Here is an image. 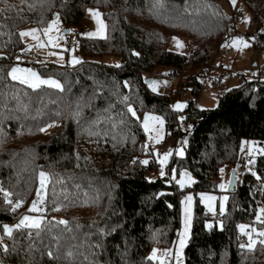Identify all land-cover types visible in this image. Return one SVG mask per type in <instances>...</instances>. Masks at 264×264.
I'll use <instances>...</instances> for the list:
<instances>
[{
	"label": "trees",
	"instance_id": "trees-1",
	"mask_svg": "<svg viewBox=\"0 0 264 264\" xmlns=\"http://www.w3.org/2000/svg\"><path fill=\"white\" fill-rule=\"evenodd\" d=\"M240 2L249 15L244 29L242 18L234 23ZM89 5L103 9L108 33L87 34L88 43L73 44L79 63L58 64L41 55L29 64L23 58L24 27H43L60 15L81 34ZM0 9V263L158 264L150 251L173 245L183 192L216 190L220 167L235 166L237 183L227 189L225 210L217 212L223 218L208 217L196 199L184 264H264V236L258 235L264 232V153L239 169L242 139L264 142V65L258 77L244 74L220 92L217 105L197 104L234 34L264 43V0H237L231 10L220 0H0ZM175 34L189 36L193 49L170 48ZM86 53H116L121 60ZM17 62L58 78L62 90L13 80L10 70ZM160 66L169 75L177 71L175 94H195L183 116L169 93L147 81ZM148 109L165 116L163 144L186 141L184 154L172 152L165 166L155 157L153 141L147 143L142 115ZM53 124L59 127L51 130ZM182 168L194 175L184 187L177 176ZM42 170L48 173L43 190ZM153 171L166 174L151 176ZM4 192L12 194L11 205ZM41 197L49 216L39 228L17 229ZM242 223L256 241L251 250L238 237ZM5 226L13 229L11 236Z\"/></svg>",
	"mask_w": 264,
	"mask_h": 264
},
{
	"label": "rangeland",
	"instance_id": "rangeland-1",
	"mask_svg": "<svg viewBox=\"0 0 264 264\" xmlns=\"http://www.w3.org/2000/svg\"><path fill=\"white\" fill-rule=\"evenodd\" d=\"M220 1L227 10H231V6L233 5L232 0H220ZM238 7H242L243 9V14H242L243 22L241 23L239 28L244 29V27L247 24L249 15L243 2H240ZM90 9L93 11H99L101 13L100 19L106 25V28L104 29L101 35H96L91 37L106 36L108 33L107 19L105 17L103 9L97 5L87 6L85 12V18L83 21L84 27L82 28H85L88 35L89 33H95L98 31L99 25L97 24V21L93 17L92 13L89 11ZM57 16L59 17V21L57 23L58 31L54 29L52 32H50L49 35L52 37H56V36L62 37L65 33L66 24L64 23L60 15ZM57 16H54L43 27L39 25H28L24 27L23 32L32 29L40 30V32L38 33L40 37L39 41L34 40L31 36L24 37L25 46L40 44L39 53L40 55H42L43 59H47L49 61L58 64L73 62L74 59H77L79 53V50L76 49L74 45H72L70 49L67 50L65 45L62 44V39H60L58 41L59 46L53 47L52 45L47 44L49 36L43 34V29L48 28L52 24V22L57 19ZM238 39L246 42L248 46L245 47L244 44L234 43ZM41 42H44L45 46L42 47ZM178 42L182 43L183 47H178ZM257 45L252 41V35L249 37L247 36L244 37L241 34H234L232 36V39L229 45L227 46L230 49V52L224 53L221 56L222 61L220 62V65L217 67H213L210 74L211 76L205 78L204 87L197 96V104L200 107L208 108L217 105L219 93L224 91L225 89H228L229 87H232L233 85L238 84L244 74L247 77H258L261 74V68L264 65V51L259 52ZM169 47L178 51L190 52L194 47V43L189 36L175 34L173 35V37L169 42ZM85 56L93 59H99L113 63H119L121 60L120 55L116 53H86ZM61 57H63V59H61ZM13 68H20L24 70L30 69L31 71L37 73L41 79L55 80L58 81L60 84H62L58 78L54 76H44L33 67H28L27 65H25L24 62H17L11 68L10 74ZM229 71L232 73L231 76L227 75ZM18 75L20 74L18 73ZM151 76H153V82H152L153 89L160 91L162 93H169L171 95V101L174 102L176 105L178 104L183 105L182 108L186 106L190 97L192 95H195L194 92H192L190 89H182L179 95L175 94V88L177 86L178 78L177 76L175 77L170 76L166 72V68L164 67L161 66L158 67L156 72H154ZM148 117H158L160 120L163 121V123L160 124L156 120H149L148 121L149 126L153 130L150 132L145 131L147 138L153 140V146L155 152L154 154L159 162L165 154L172 153L174 151L177 154H180L181 149L183 150V153L185 152L186 141H184V139H182L180 141L181 143L179 142V144L176 143L177 141L175 139L168 140L166 144H163L166 134L165 116L163 113L151 109L145 111L144 114L142 115L143 128H144V122ZM49 127L51 130H56L59 127V125L53 124L50 125ZM157 130L159 131V135H160L159 143H157L155 139L157 135ZM175 147L176 150H174ZM260 149H264V142L255 138L242 139L241 149H240L242 154L248 153L251 157L254 158L256 157L257 154L264 153L261 152ZM163 166H165V164ZM231 170H229V168L226 166L220 167V171H219L220 178L216 190L195 191L193 188H190L189 190L183 192L181 197V216H180L181 225L180 228L178 229V234L173 245L170 247L155 245L152 247L150 251L151 256L153 255L154 252L156 253V257H157L156 260L158 264H184V259H183L184 247L188 242L191 233L192 219L196 205V199L199 197L200 201L205 205V208L208 210V212H212V213L223 212L226 208V202H227V199L225 200L224 198L225 197L228 198L227 189L229 188L230 185ZM41 172L48 175L47 171L42 170ZM162 172L163 175L166 174L165 171H161V172L153 171L150 175L152 176L154 174L155 175L160 174L161 176H163L161 174ZM185 172L189 174V177L192 182V180L194 179V175L187 168H182L181 172L178 175L176 173V170L173 169L171 175H175V176L177 175L178 181L185 180L184 177ZM191 182L190 183L186 182L184 186L190 185ZM221 184L225 185L223 189L220 187ZM189 196L192 197V200L189 205V219L186 226L185 208H186V198ZM204 196L215 197V199L209 202L202 199V197ZM209 203L211 204V209L209 208ZM24 216H29L30 218L38 219L40 221L42 219V214L40 212H31ZM21 220L22 218L17 222V225L20 223ZM241 226H244V232H245L247 230L246 229L247 224L246 223L240 224L239 226L240 232H242ZM182 240L184 241L183 248H181L180 246ZM177 256H179V259H177ZM171 258L174 259L173 263H169ZM0 264H4V263H0Z\"/></svg>",
	"mask_w": 264,
	"mask_h": 264
},
{
	"label": "snow or ice",
	"instance_id": "snow-or-ice-1",
	"mask_svg": "<svg viewBox=\"0 0 264 264\" xmlns=\"http://www.w3.org/2000/svg\"><path fill=\"white\" fill-rule=\"evenodd\" d=\"M232 3L235 6L236 0H232ZM0 11H3V10L0 9ZM89 11L92 13L93 17L97 21V24L99 25L98 31L95 32V33H89V35L90 36L101 35L103 33L104 29L106 28V25L100 19L101 13L99 11H93L91 9ZM58 21H59V17L57 16V19L55 21H53L52 24L48 28L43 29V34L46 35V36H49L47 44L52 45L53 47H58L59 46L58 41L60 39H62V37H59V36L52 37V36L49 35V33L52 32L54 29L58 31V28H57ZM39 32H40L39 29H32V30H29V31L21 32L20 35L22 37L31 36L34 40H38L39 41V39H40V37L38 35ZM234 43L244 44L245 47L248 46L246 42H244L242 40H239V39L237 41H235ZM41 46L42 47L45 46L44 42H41ZM178 47H183L182 43L178 42ZM61 59H63V57H61ZM79 62H80L79 60H76V59L73 60V63H79ZM18 73L20 75H18ZM11 76H12L13 80H20L21 83L29 84V86L32 87V88H38L40 85L46 84V85H49V86H51L53 88H57V89H61L62 90V85L58 81L50 80V79L49 80L41 79L37 73L31 71L30 69L29 70H24V69H20V68H13L12 72H11ZM182 107H183V105H179V104L177 105L178 109H180ZM129 111H131L132 114L135 115V111L133 109L130 108ZM149 120H156L160 124L163 123V121L160 120L158 117H148L145 120V122H144V129H145L146 132H150V131L153 130L149 126V123H148ZM44 130L45 129H41V131H44ZM150 138H152V137H150ZM155 139H156L157 143L160 142V135H159V131L158 130H157V135H156ZM260 151L264 152V149H260ZM183 154H184L183 150L181 149L180 150V155L182 156ZM170 155H171V153L165 154L163 156V158L160 160V163L162 165L166 164ZM144 163H148V162L144 161ZM161 174L163 175V172ZM184 177H185V180L178 181V183L182 187L185 185L186 182H188V183L191 182V179H190L189 174L187 172L184 173ZM173 178H175V177H173ZM47 179H48L47 175L45 173L41 172L40 173L41 190L44 189L45 184L47 182ZM220 187L223 189L225 187V185L221 184ZM3 191L4 190L2 188H0V192H3ZM11 195L12 194L10 192H4V196H5V198L7 199V202L10 205L13 203L12 200L9 199V197H11ZM39 195H40V193H38V196ZM202 199L210 202V201L214 200L215 197L204 196V197H202ZM224 199L226 200L227 197H225ZM191 200H192L191 196L186 198V208H185V214H186L185 215V223H186V226H187L188 219H189V205L191 203ZM42 202H43V198L41 197L40 200H38V201H36V202H34L32 204L30 211L31 212H39V211H41V209L38 207V204H40ZM20 206H21V204L17 203L12 210L15 211V208H18ZM209 208L211 209V204L210 203H209ZM261 213L264 214V209H261ZM262 222H264V221H262ZM60 223H65L66 224L67 222L66 221H60ZM39 226H40V220L34 219V218H30L29 216H24L22 218V220L20 221V223L18 225H16V228L17 229L22 228V227L23 228H39ZM4 231L9 236H11L12 233H13V229L11 227H8V226L4 227ZM241 231L244 232V226H241ZM245 234L249 236V243H248L247 247L251 250L252 248H254V246L256 244V241L251 238V234L250 233H245ZM258 235L264 236V232H260V233H258ZM260 243L264 244V240L260 241ZM180 246H181V248H183V246H184V241L183 240L181 241ZM241 247H244V245H241ZM4 250L7 251V247L6 246H5ZM49 255L51 256L52 253L49 252ZM69 255H71V253H69ZM156 258H157L156 257V253L154 252L152 257H151V259H156ZM177 259H179V256H177Z\"/></svg>",
	"mask_w": 264,
	"mask_h": 264
},
{
	"label": "built area",
	"instance_id": "built-area-1",
	"mask_svg": "<svg viewBox=\"0 0 264 264\" xmlns=\"http://www.w3.org/2000/svg\"><path fill=\"white\" fill-rule=\"evenodd\" d=\"M242 14H243V9L242 7H238L236 9L235 12V18H234V23L240 21V19L242 18ZM81 34L79 33L80 31L76 30V29H69L67 32L64 33V35L62 36V44L65 45V47L67 49H69L73 44H75L76 46L80 45L81 42L84 43H88L89 42V37L87 36L86 30L85 28H81ZM258 51L259 52H263L264 51V43L263 42H259L258 43ZM39 47L40 44H36V45H31V46H25L22 48V56L23 58L27 59V61L29 62V64H32L33 62L37 61L40 59L41 55L39 53ZM226 51H229L228 48H226ZM2 54H0L1 56ZM230 75L231 73L228 72ZM171 76H176L177 75V71L173 70L170 72ZM176 114L178 116H183L185 114L184 109L180 108L177 109ZM152 139H148L147 143H152ZM251 159V156H249L248 154H244L242 156V158L240 159L239 162V169L240 170H245L247 167V162ZM157 168L158 170H161V166L159 163H157ZM15 201V200H14ZM38 207L41 209V211H39L42 214V219L48 217L49 215L47 214V207L45 202H42L38 205ZM208 217H213V213L209 212L207 214ZM216 216H218L219 218H223V215L220 213H217ZM245 233H250L251 234V238H253L252 232L251 231H246V232H240L238 233V237L239 239L244 242V243H249V236L246 235Z\"/></svg>",
	"mask_w": 264,
	"mask_h": 264
},
{
	"label": "water",
	"instance_id": "water-1",
	"mask_svg": "<svg viewBox=\"0 0 264 264\" xmlns=\"http://www.w3.org/2000/svg\"><path fill=\"white\" fill-rule=\"evenodd\" d=\"M69 30V27H66L65 28V32H67ZM147 81L148 82H152L153 81V76H150L149 78H147ZM188 108V107H187ZM230 185H229V188L230 189H233L237 183V169L236 167L234 166L231 170V180H230Z\"/></svg>",
	"mask_w": 264,
	"mask_h": 264
},
{
	"label": "crops",
	"instance_id": "crops-1",
	"mask_svg": "<svg viewBox=\"0 0 264 264\" xmlns=\"http://www.w3.org/2000/svg\"><path fill=\"white\" fill-rule=\"evenodd\" d=\"M68 50V49H67Z\"/></svg>",
	"mask_w": 264,
	"mask_h": 264
}]
</instances>
